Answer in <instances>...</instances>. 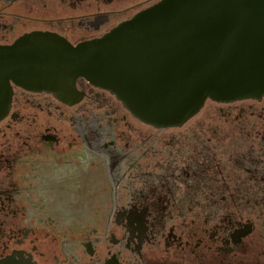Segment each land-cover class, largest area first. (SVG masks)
Listing matches in <instances>:
<instances>
[{"label": "flooded vegetation", "instance_id": "af4514ba", "mask_svg": "<svg viewBox=\"0 0 264 264\" xmlns=\"http://www.w3.org/2000/svg\"><path fill=\"white\" fill-rule=\"evenodd\" d=\"M161 0H0V47L73 46ZM0 264H264V96L137 117L85 78L62 98L13 85L0 120Z\"/></svg>", "mask_w": 264, "mask_h": 264}, {"label": "water", "instance_id": "95a60500", "mask_svg": "<svg viewBox=\"0 0 264 264\" xmlns=\"http://www.w3.org/2000/svg\"><path fill=\"white\" fill-rule=\"evenodd\" d=\"M109 89L140 119L176 126L207 99L264 96V0H161L102 38L47 33L0 47V120L13 85L62 98L76 81Z\"/></svg>", "mask_w": 264, "mask_h": 264}]
</instances>
